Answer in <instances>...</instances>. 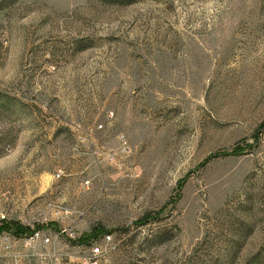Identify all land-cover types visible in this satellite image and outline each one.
Returning a JSON list of instances; mask_svg holds the SVG:
<instances>
[{
  "label": "rangeland",
  "instance_id": "obj_1",
  "mask_svg": "<svg viewBox=\"0 0 264 264\" xmlns=\"http://www.w3.org/2000/svg\"><path fill=\"white\" fill-rule=\"evenodd\" d=\"M0 95V264L264 256V0H18Z\"/></svg>",
  "mask_w": 264,
  "mask_h": 264
},
{
  "label": "trees",
  "instance_id": "obj_2",
  "mask_svg": "<svg viewBox=\"0 0 264 264\" xmlns=\"http://www.w3.org/2000/svg\"><path fill=\"white\" fill-rule=\"evenodd\" d=\"M16 1L18 0H0V10L2 9H5L7 7H10L11 5H13ZM0 97L3 99V100H7L8 98L4 95H0ZM13 229L12 231H14L15 234L19 235V234H22V232L24 231L21 227L17 226L16 224H8V223H3L1 226H0V230H11ZM97 232L95 230H92L90 235L93 236V235H96ZM90 235L86 236V237H89ZM85 239L83 237H81L78 242H84L86 241V238ZM245 264H264V256H262L261 254H256L254 256H252L251 258H249Z\"/></svg>",
  "mask_w": 264,
  "mask_h": 264
},
{
  "label": "built area",
  "instance_id": "obj_3",
  "mask_svg": "<svg viewBox=\"0 0 264 264\" xmlns=\"http://www.w3.org/2000/svg\"><path fill=\"white\" fill-rule=\"evenodd\" d=\"M123 143H124V141H123ZM38 236H39V234H38L37 232H35L34 234H32V236H30V238H36V237H38ZM105 239H108V237L105 236ZM44 242L47 243V242H48V239H47V238H44ZM96 252H98V249H97V248H94V249L92 250V253H96ZM8 264H18V263H17L16 260H12V261H10V263H8Z\"/></svg>",
  "mask_w": 264,
  "mask_h": 264
}]
</instances>
